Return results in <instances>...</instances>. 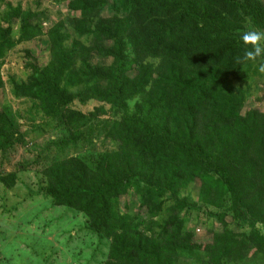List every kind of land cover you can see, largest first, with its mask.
<instances>
[{
  "label": "rangeland",
  "instance_id": "rangeland-1",
  "mask_svg": "<svg viewBox=\"0 0 264 264\" xmlns=\"http://www.w3.org/2000/svg\"><path fill=\"white\" fill-rule=\"evenodd\" d=\"M100 2L85 19L76 0H0V264H264V221L233 219V201L211 183L210 161L199 176L156 181L151 193L142 191L140 175L141 188L113 198L119 241L97 233L82 209L54 205L52 169L69 170L76 160L95 170L119 151L113 123L124 114L147 116L146 89L170 63L153 49L150 29L124 9L129 0ZM105 21L115 34L121 24L122 33L100 38ZM119 39L131 84L119 100L100 99L119 83L89 78L86 66L109 68L115 78L117 64L106 53ZM229 81L242 115L264 113L257 65L242 63ZM36 85L44 90H26ZM50 88L59 97L51 104ZM162 88L153 86L155 100Z\"/></svg>",
  "mask_w": 264,
  "mask_h": 264
},
{
  "label": "trees",
  "instance_id": "trees-1",
  "mask_svg": "<svg viewBox=\"0 0 264 264\" xmlns=\"http://www.w3.org/2000/svg\"><path fill=\"white\" fill-rule=\"evenodd\" d=\"M76 1L85 19L94 16L101 4L100 0ZM124 9L136 17L138 28L150 29L153 49L170 63L146 89L147 116L124 114L113 123L119 151L105 157L95 170L76 160L68 163L69 170L63 165L52 169L50 179L55 184L47 192L54 205L82 209L97 233L119 241L120 221L112 211L113 198L134 186L141 188L140 175L147 178L142 191L151 193L156 181L166 185L177 175L199 176L200 169L208 166L204 161H210L215 177L211 183L233 201V219L264 221V113L254 110L242 115L241 99L229 84V77L242 65L236 58L243 54L239 40L243 25L250 22L253 29L264 31V4L257 0H129ZM104 24L100 38L110 41L122 33L121 24L116 34L110 21ZM138 30L132 33L141 34ZM124 47L119 39L117 47L106 53L117 64L115 78L109 68L86 66L89 78L119 83L113 92L100 91V99L119 100L131 84L124 74L129 65ZM148 75L145 69L138 83L142 90ZM154 85H164L156 100ZM46 95L50 104L59 99L51 88ZM240 125L247 127L238 131Z\"/></svg>",
  "mask_w": 264,
  "mask_h": 264
},
{
  "label": "clouds",
  "instance_id": "clouds-1",
  "mask_svg": "<svg viewBox=\"0 0 264 264\" xmlns=\"http://www.w3.org/2000/svg\"><path fill=\"white\" fill-rule=\"evenodd\" d=\"M239 40L243 54L236 58L237 63H253L257 65V71L264 74V31H244L240 33Z\"/></svg>",
  "mask_w": 264,
  "mask_h": 264
}]
</instances>
